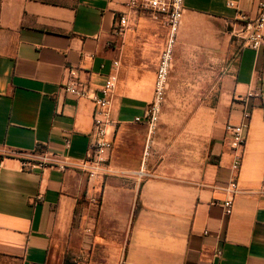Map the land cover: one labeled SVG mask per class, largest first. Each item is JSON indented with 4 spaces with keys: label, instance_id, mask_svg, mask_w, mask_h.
<instances>
[{
    "label": "crops",
    "instance_id": "1",
    "mask_svg": "<svg viewBox=\"0 0 264 264\" xmlns=\"http://www.w3.org/2000/svg\"><path fill=\"white\" fill-rule=\"evenodd\" d=\"M261 1L184 0L174 54L193 19L229 31L237 13L253 20ZM124 12L125 0H0V264H63L65 256L73 264H264V49L240 52L214 109L201 110L171 138L164 136L170 127L155 131L143 169L150 177L143 178L148 132L135 119L152 101L167 31L139 12L130 20L137 30L114 44ZM113 61L120 71L109 174L88 180L70 165L89 153L93 105L61 85L74 69L98 91ZM257 89L258 98L237 102ZM243 111L250 117L237 193L224 216L232 177L225 125L239 124ZM43 153L69 167H23Z\"/></svg>",
    "mask_w": 264,
    "mask_h": 264
},
{
    "label": "built area",
    "instance_id": "2",
    "mask_svg": "<svg viewBox=\"0 0 264 264\" xmlns=\"http://www.w3.org/2000/svg\"><path fill=\"white\" fill-rule=\"evenodd\" d=\"M227 6L236 8L234 3H228ZM125 7L127 12L122 13L118 18L116 36L122 37L124 32L130 27L131 14H137L139 12L150 13L167 31L164 49L160 55L155 72L152 101L144 109L143 116L135 119V122L144 124L148 132L139 172L140 177L147 178L150 177V174L143 169L150 158L151 137L160 118L168 80L173 66L174 49L184 11V0H125ZM237 15L238 21L231 28L232 34L236 38L244 40V42L237 51L236 59L245 48H249L255 52L264 49V1L258 3L256 17L253 20L241 13H237ZM119 71V61H113L105 83L98 91H94L86 84L80 82L74 69L69 70L67 80L61 85V89L66 95L76 99L89 100L93 105L89 153L76 165H70L82 172L88 180H94L97 177H104L109 174L112 141L108 137V128L114 123L111 112L114 93L119 81ZM259 96L260 89H257L253 94H249L242 99L240 98L237 102L243 107L246 105L248 99L251 97L258 98ZM249 117V113L243 111L239 124L227 123L225 125V132L230 140V151L232 154L230 168L232 177L226 183L224 189L228 195L221 204L224 216L231 215L233 199L237 193L236 177L242 162ZM23 167L49 168L64 172L69 165L56 155L43 153L34 162L29 161L23 163ZM220 256L221 251L219 249L215 250L213 257L219 259Z\"/></svg>",
    "mask_w": 264,
    "mask_h": 264
},
{
    "label": "rangeland",
    "instance_id": "3",
    "mask_svg": "<svg viewBox=\"0 0 264 264\" xmlns=\"http://www.w3.org/2000/svg\"><path fill=\"white\" fill-rule=\"evenodd\" d=\"M231 28L218 32L211 20L204 18H195L182 28L162 114L151 137L150 158L159 127H170L164 136L171 138L177 128L189 123L201 110L214 109L225 99L223 79L235 65L237 51L244 42L232 34ZM127 30L136 31L137 23ZM122 39L116 36L114 44ZM142 45L139 41L131 54L134 63L141 57L138 47Z\"/></svg>",
    "mask_w": 264,
    "mask_h": 264
},
{
    "label": "trees",
    "instance_id": "4",
    "mask_svg": "<svg viewBox=\"0 0 264 264\" xmlns=\"http://www.w3.org/2000/svg\"><path fill=\"white\" fill-rule=\"evenodd\" d=\"M138 210H139V204L137 203L134 209L133 219L136 217ZM63 264H73V263H71L70 259L65 256Z\"/></svg>",
    "mask_w": 264,
    "mask_h": 264
},
{
    "label": "bare ground",
    "instance_id": "5",
    "mask_svg": "<svg viewBox=\"0 0 264 264\" xmlns=\"http://www.w3.org/2000/svg\"><path fill=\"white\" fill-rule=\"evenodd\" d=\"M228 65V64H227Z\"/></svg>",
    "mask_w": 264,
    "mask_h": 264
}]
</instances>
